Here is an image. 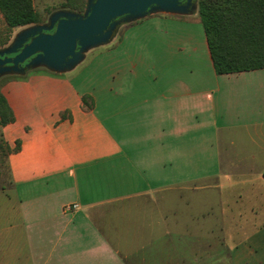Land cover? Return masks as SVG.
<instances>
[{
  "label": "crops",
  "instance_id": "obj_1",
  "mask_svg": "<svg viewBox=\"0 0 264 264\" xmlns=\"http://www.w3.org/2000/svg\"><path fill=\"white\" fill-rule=\"evenodd\" d=\"M109 45L72 76L0 88L14 117L0 264H232L248 240L264 254V69L216 75L196 12ZM232 210L254 236L232 238Z\"/></svg>",
  "mask_w": 264,
  "mask_h": 264
},
{
  "label": "water",
  "instance_id": "obj_2",
  "mask_svg": "<svg viewBox=\"0 0 264 264\" xmlns=\"http://www.w3.org/2000/svg\"><path fill=\"white\" fill-rule=\"evenodd\" d=\"M195 1L86 0L82 14L56 10L45 22L21 29L0 49V76L35 69L65 74L83 62L87 52L109 44L121 26L150 15H192Z\"/></svg>",
  "mask_w": 264,
  "mask_h": 264
},
{
  "label": "trees",
  "instance_id": "obj_3",
  "mask_svg": "<svg viewBox=\"0 0 264 264\" xmlns=\"http://www.w3.org/2000/svg\"><path fill=\"white\" fill-rule=\"evenodd\" d=\"M85 6L86 0H64L49 15L56 10L82 14ZM0 14L8 31L43 23L33 0H0ZM197 15L216 75L264 69V0H197ZM9 42L8 36L0 37V49ZM82 102L91 107L88 97L84 96ZM13 121L12 111L0 92V128ZM2 143L6 158L11 150L3 139Z\"/></svg>",
  "mask_w": 264,
  "mask_h": 264
},
{
  "label": "rangeland",
  "instance_id": "obj_4",
  "mask_svg": "<svg viewBox=\"0 0 264 264\" xmlns=\"http://www.w3.org/2000/svg\"><path fill=\"white\" fill-rule=\"evenodd\" d=\"M64 2V0H33V6L36 12L38 13L40 19L42 22H45L48 18L49 12L53 11L54 9H57L60 7V5ZM197 5V0L194 2V5ZM197 14V9H196ZM195 15V12L192 14ZM21 29H14L12 31H8L3 19V16L0 14V37L8 36L10 39V42L14 38V36L20 31ZM9 42V43H10ZM110 45H103L101 47L95 48L93 50H90L85 55V60L81 62L79 65H77L73 70L65 73L69 75H74L78 71L84 70L86 67V64L88 60H100L102 58H110ZM41 69H35V70H28L25 71V73H19L18 75H14L15 77H24L27 74H30L31 72H38ZM50 74H54L49 72ZM58 75V74H55ZM61 75V74H59ZM13 77V76H12ZM10 78V76H0V88L3 85L4 81L6 79ZM9 188V179H8V172L7 167L5 163V149L3 147L2 139L0 137V193L4 192ZM227 194H229V189L227 191ZM238 211L232 210L230 212V226H231V235L232 238H238L241 236H246L247 239L254 236L255 232H257V227H255V221L253 220V215L251 212L244 210L242 211V218L237 217ZM240 231V232H239ZM235 233H239V236H234ZM217 235V231H216ZM235 245L234 242H231V246L233 247ZM247 251L248 254H251L244 260L242 263H236L234 260H232V264H264V254L263 252L256 247L255 243L253 244V241H247ZM231 254L234 255L232 252Z\"/></svg>",
  "mask_w": 264,
  "mask_h": 264
},
{
  "label": "built area",
  "instance_id": "obj_5",
  "mask_svg": "<svg viewBox=\"0 0 264 264\" xmlns=\"http://www.w3.org/2000/svg\"><path fill=\"white\" fill-rule=\"evenodd\" d=\"M77 205L76 204H73V205H69V206H66L65 207V211H73V210H76L77 209Z\"/></svg>",
  "mask_w": 264,
  "mask_h": 264
},
{
  "label": "flooded vegetation",
  "instance_id": "obj_6",
  "mask_svg": "<svg viewBox=\"0 0 264 264\" xmlns=\"http://www.w3.org/2000/svg\"><path fill=\"white\" fill-rule=\"evenodd\" d=\"M183 2H184V1H183ZM22 66H24V64H23Z\"/></svg>",
  "mask_w": 264,
  "mask_h": 264
}]
</instances>
